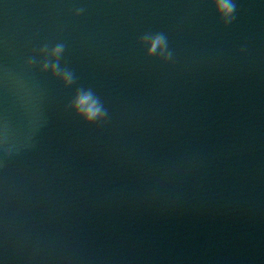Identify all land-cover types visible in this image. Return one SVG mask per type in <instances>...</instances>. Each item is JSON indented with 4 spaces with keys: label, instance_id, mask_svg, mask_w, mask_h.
Instances as JSON below:
<instances>
[{
    "label": "water",
    "instance_id": "water-1",
    "mask_svg": "<svg viewBox=\"0 0 264 264\" xmlns=\"http://www.w3.org/2000/svg\"><path fill=\"white\" fill-rule=\"evenodd\" d=\"M234 2L0 0V264H264V0Z\"/></svg>",
    "mask_w": 264,
    "mask_h": 264
},
{
    "label": "clouds",
    "instance_id": "clouds-1",
    "mask_svg": "<svg viewBox=\"0 0 264 264\" xmlns=\"http://www.w3.org/2000/svg\"><path fill=\"white\" fill-rule=\"evenodd\" d=\"M214 6L215 12L218 18L227 27L231 25L235 19L236 4L234 0H211ZM82 11V10H81ZM142 39H148L147 36ZM65 46L62 43H58L51 50V55L56 57L55 63H49L45 61L40 69L42 72H46L51 68L55 76L61 77L65 87L71 86L75 83V76L72 70L67 67H62L59 62V57L64 51ZM39 51L41 53L48 52V45H43ZM148 56H157L164 61L171 60L173 58V51L169 47L167 36L162 33H156L151 37L150 47L148 48ZM36 63L35 57L29 58L27 64L32 67ZM68 107L85 123L93 124L105 120L109 115L108 109L100 99V97L91 88H77L72 100Z\"/></svg>",
    "mask_w": 264,
    "mask_h": 264
}]
</instances>
